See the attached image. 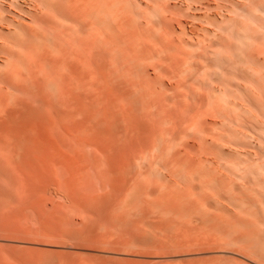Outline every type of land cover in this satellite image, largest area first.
Returning <instances> with one entry per match:
<instances>
[{
	"label": "bare ground",
	"instance_id": "obj_1",
	"mask_svg": "<svg viewBox=\"0 0 264 264\" xmlns=\"http://www.w3.org/2000/svg\"><path fill=\"white\" fill-rule=\"evenodd\" d=\"M25 192L34 237L97 253L28 264H264V0H0L1 201Z\"/></svg>",
	"mask_w": 264,
	"mask_h": 264
},
{
	"label": "rangeland",
	"instance_id": "obj_2",
	"mask_svg": "<svg viewBox=\"0 0 264 264\" xmlns=\"http://www.w3.org/2000/svg\"><path fill=\"white\" fill-rule=\"evenodd\" d=\"M26 193L27 192H25V194L24 193H22V194L19 193V194L12 195L13 197H15L14 199H16V200H13L12 196L9 197L13 201H6V200L9 199L8 197L6 199L4 198V200L1 201L2 198L0 197V262H1L0 264H13L11 262L14 261V260H12L14 257L16 258L14 264H16L17 261L18 262L19 261L20 262L23 261V262H21V264L31 263V262H27L26 263V261H24V259H23L24 255L25 256L41 257L43 259L46 257L45 259H47V258H51V257L58 256V255L61 256L63 254H64L63 256L70 257V253H72L73 255H75V254L80 255V256H78L79 258L81 257V255H83L84 258H87V257L89 258L90 256L86 257V255H88L90 251H91L92 254L95 253L92 250H89V252L88 251L86 252V251H83V250H81L79 248L77 249L75 246H73V248H72V247H69V246H62L60 244L48 245V243L47 244L44 243L45 242L44 240L39 239L40 237L38 239L36 237H34L35 236L33 234L34 231L32 232L31 230L36 228V224L38 225L39 223H41L40 221L43 220L42 219L43 216H44V218L46 217L45 215L47 214V211L48 212L52 211V208L50 206L52 202H50L48 198L51 197V201H52V199H54V196H52V195L51 196H46V197H48L47 199H48L49 202L47 200H44L45 196H43L44 199L41 200L42 203L45 201L47 203V205L51 208V210L50 209L47 210L45 208V206H46L45 202H44L45 204H42V205L40 204L41 207L38 206V208H36L37 207V205H36L37 203H35V199L33 198V197H35V195H33L32 192H30L32 194H30V193L26 194ZM29 196H31V197H29ZM56 198H58V197L55 195V199L54 200H56ZM60 199L61 198L59 197L58 200L60 201ZM38 200H40V199H37V201ZM54 200H53V202H54ZM21 201H22L23 205L21 204ZM26 201H30V202L26 203ZM41 201H39V202H41ZM59 201H57V203ZM38 205H39V203H38ZM48 206H47V208H49ZM41 208H42V210H40ZM43 211L45 212L44 214H43ZM51 214H52V212H51ZM40 217H42V218H40ZM47 217H48L47 219H49L48 221H50L52 216L50 217V215H47ZM43 222H44V220L42 221V223ZM36 241H39V242H36ZM44 244H46L48 246H46ZM67 251L69 252V254H67L68 253ZM80 251L85 252V254L86 253H88V254H86V255L84 253L82 254V252H80ZM20 253H22V254L20 255ZM16 254L20 255V256L18 257ZM72 254H71L72 257H70V258H74L75 259L76 257L75 256L73 257ZM96 254L97 253H95V255ZM12 255H13V258H12ZM99 255H101V254H99ZM99 255H97V256H99ZM107 255H108V257L106 258ZM111 255L112 254H110V253H103L100 257H102V258L105 257L104 258L105 260L103 259L104 260L103 261L102 258L100 260H102V262H104L106 264L107 263L109 264L110 262L112 264L113 261H115V264H120V263H118L119 260L122 262V261H124L125 259H128V258L131 259V260L133 259L134 261H132V262H141V263H146L147 261L149 262V260H150L149 257H147L145 255H137V256L136 255H127V254H122V255H117V256L116 255H112L111 256ZM2 256H5V257H2ZM91 257H92V255H91ZM115 257H118L120 259H117ZM1 258H4L5 261L3 259H1ZM79 258H76V259H79ZM2 260H3V262H2ZM131 260H129V262ZM142 261H145V262H142ZM33 263L34 264L35 263L39 264L41 262L33 261ZM18 264H20V263H18ZM41 264H43V263H41Z\"/></svg>",
	"mask_w": 264,
	"mask_h": 264
}]
</instances>
